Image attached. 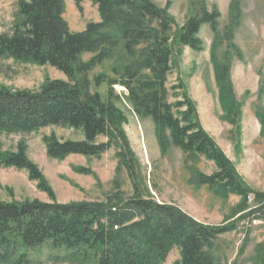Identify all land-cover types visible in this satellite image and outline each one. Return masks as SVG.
<instances>
[{"label":"trees","instance_id":"trees-1","mask_svg":"<svg viewBox=\"0 0 264 264\" xmlns=\"http://www.w3.org/2000/svg\"><path fill=\"white\" fill-rule=\"evenodd\" d=\"M91 1L100 21L70 32L63 18L65 0H19L10 32L0 35V59L47 65L65 80H46L36 90L0 86V134H30L47 127L79 132L82 139L77 141H59L54 136L44 139L47 157L57 160L70 155L98 158L116 148L133 192L126 196L116 188L102 201L58 203L38 167L27 158L23 143L12 153L0 150L1 167L25 170L49 197L48 202L0 201V264H41L28 251L44 245L63 252L54 258L68 264H165L173 250L178 251L179 264H214L209 248L219 236L233 230L235 223L206 225L178 207L142 193L134 173L136 160L122 128L127 120L115 105L114 87L126 91L136 115L152 120L163 154L171 145L190 158L201 156L214 164L215 172L197 175L196 185L207 186L224 199L239 197L236 214L248 210L253 195L261 206L237 220L257 214L264 219V193L252 191L237 176L199 123L182 84L167 87L172 46L199 51L201 26L208 25L215 33L219 13L202 6L200 15L190 17L173 32L175 23L167 7L160 8L151 0ZM198 1L203 5V0ZM73 2L80 8L81 0ZM119 45L129 62L120 67L118 78L101 74L93 78L95 87L107 86V97L102 100L98 93L90 92L87 75L111 59ZM83 54L91 57L82 61ZM212 61L221 106L231 114L236 105L228 55L223 62L214 56ZM169 97L180 100L169 103ZM78 172L90 174L86 169ZM252 264H264L262 244L256 246Z\"/></svg>","mask_w":264,"mask_h":264},{"label":"rangeland","instance_id":"rangeland-1","mask_svg":"<svg viewBox=\"0 0 264 264\" xmlns=\"http://www.w3.org/2000/svg\"><path fill=\"white\" fill-rule=\"evenodd\" d=\"M160 8L167 7L174 20L173 32L187 19L200 15L201 7L219 13L216 32L210 26H201L199 51L172 46L171 72L167 87L181 83L193 102L199 123L232 163L237 176L248 188L264 193V0H151ZM19 0H0V35L9 33L17 12ZM63 18L70 32L84 30L88 23H97L100 16L91 0H81L77 8L73 0H65ZM229 58V81L232 100L236 107L231 114L223 110L219 88L215 80L212 56L219 62ZM91 55L83 54L82 61ZM129 60L120 45L112 57L88 73L90 92L107 97L105 84L95 87L93 78L107 75L118 78L120 67ZM116 71V74L113 73ZM65 77L47 65L17 63L0 59V86L13 89L36 90L46 80ZM177 92V90H176ZM172 92H170L171 95ZM116 107L126 117L123 131L136 160L137 183L145 196L157 202L172 204L206 225L219 226L235 223V228L213 241L209 254L214 264H252L256 246L264 247V219L257 214L237 220L245 212L261 206L253 195L248 199V210L237 213L241 199L229 195L225 199L207 186L194 182L197 175L210 176L215 166L201 156L190 158L171 145L161 152L155 127L150 118L136 115L127 100L126 91L114 87ZM179 98L169 97V103ZM54 136L59 141L81 140L79 132L65 127H47L30 134H0V150L12 153L20 143L26 146L27 158L40 170L58 203L102 201L104 196L118 188L130 196L133 187L128 172L112 148L98 158L70 155L62 160L46 155L44 139ZM86 169L90 174L78 172ZM48 202L46 193L37 188L25 170L0 166V201ZM29 257L41 264H68L55 260L64 255L48 245L29 250ZM177 250H173L165 264H179Z\"/></svg>","mask_w":264,"mask_h":264}]
</instances>
